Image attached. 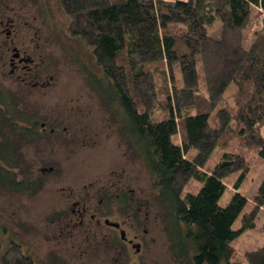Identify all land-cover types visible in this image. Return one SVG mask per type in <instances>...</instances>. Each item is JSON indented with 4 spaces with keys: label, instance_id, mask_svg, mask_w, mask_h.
Segmentation results:
<instances>
[{
    "label": "trees",
    "instance_id": "trees-1",
    "mask_svg": "<svg viewBox=\"0 0 264 264\" xmlns=\"http://www.w3.org/2000/svg\"><path fill=\"white\" fill-rule=\"evenodd\" d=\"M56 1L67 33L106 80L96 91L123 115L120 132L151 176L174 262L264 264V242L242 255L234 248L264 209V177L247 213L238 191L251 159L264 164V0ZM231 85L233 108H218ZM0 100L1 120L11 107ZM9 148L0 144V186L33 194L34 182L7 172ZM1 264L34 261L11 243Z\"/></svg>",
    "mask_w": 264,
    "mask_h": 264
},
{
    "label": "rangeland",
    "instance_id": "rangeland-1",
    "mask_svg": "<svg viewBox=\"0 0 264 264\" xmlns=\"http://www.w3.org/2000/svg\"><path fill=\"white\" fill-rule=\"evenodd\" d=\"M4 5L8 7L7 15L15 19V29L31 32L30 53L35 57L40 54L43 62L44 73L39 81L52 79L44 88L17 85L7 77V64L1 68L10 53H4L6 48L0 49V91L16 95L26 105L25 109L36 111L39 120L56 125L57 133L51 139L37 140L22 151L29 174L41 183L40 190L28 194L7 191L0 186V264L11 242L20 245L34 264H176L162 211L152 190L151 176L120 132L123 115L114 108L108 109L96 91V85L106 80L91 53L79 39L67 33L68 20L57 1L0 0V7ZM33 32L37 37H32ZM232 92L231 85L218 108H233ZM210 123L216 125L213 118ZM63 129L65 137L60 135ZM49 167L53 171L41 176L40 169ZM237 176L234 174L225 180L220 206L228 203ZM263 177V162L251 159L249 173L238 190L247 199L242 214L249 212ZM121 189L125 191L123 196ZM194 192L195 186L184 190V193ZM69 196L87 200L93 212L99 201L117 202L121 210L118 213L114 210L110 219L126 222L129 235H138L139 253L135 255L117 243H106L107 230L103 226L88 236L82 230L67 229L60 233L56 221L70 219L66 200ZM132 196L139 200L140 210L132 208V204L127 209ZM101 211L102 208L97 209ZM241 215L233 228L239 226ZM263 242L264 209L259 212L254 228L244 232L234 242V248L242 255Z\"/></svg>",
    "mask_w": 264,
    "mask_h": 264
},
{
    "label": "flooded vegetation",
    "instance_id": "flooded-vegetation-1",
    "mask_svg": "<svg viewBox=\"0 0 264 264\" xmlns=\"http://www.w3.org/2000/svg\"><path fill=\"white\" fill-rule=\"evenodd\" d=\"M6 8H8L7 5L0 7V27L4 28L0 30V38L2 39L0 49L4 50L6 48L4 53H10V57L1 63V68L4 69L7 64L9 68L7 77L12 78L17 85L23 88H44L50 84L52 78L50 77L48 82L45 81L41 83L39 81L44 73L43 62L40 54L35 57L30 53L31 32L27 30L23 32L17 31L15 29V19L7 15L8 12ZM32 37H37V33L33 32ZM36 48H39V43L36 45ZM0 99H3L6 105L11 107V110L4 114L2 116L3 118L0 120V144L5 142L10 146L8 156L11 166L8 168L7 172L9 171V174L14 177V182L28 183V185L34 182L33 188H35L36 192L41 189V183L38 181L39 179L37 180L36 177H32V174H29L30 171L28 170L26 159L22 151L29 145L34 144L37 140L51 139L52 136L57 133V127L49 121L39 120L36 111L25 109L26 105H22L20 98L16 95L2 94L0 95ZM2 103H0V111L4 112V105ZM60 135L65 137V129L61 131ZM52 171L53 168L49 167L47 169L42 168L39 172L41 176H45ZM120 191L123 196L125 191L122 189ZM118 196L119 195H116V197ZM122 198L124 199V197ZM66 200L69 203L71 215L68 220L59 219L56 221V228L59 229L60 233L67 229L72 232L82 230L85 232V235L88 236L93 233V230H101L103 226V229L107 230V233L104 234V241L106 243H117L127 250L134 251L136 253L135 255L139 253L141 250V243L138 241V235H129L124 225L126 222L119 219L115 221L110 219V215L114 210H116L115 212L121 210L117 202L110 201L107 203L106 201H99L96 212H93L90 203L85 199L78 200L69 196ZM128 201L129 206L127 209H129V207L131 208L132 204L134 206L132 208L140 210L139 200L132 196ZM98 208H102L103 211L97 212ZM125 208L126 206H124V210ZM109 223L118 224V227L111 226ZM135 229H137V227H135ZM122 231L124 232L125 239L120 237ZM136 248L138 249L136 250Z\"/></svg>",
    "mask_w": 264,
    "mask_h": 264
},
{
    "label": "water",
    "instance_id": "water-1",
    "mask_svg": "<svg viewBox=\"0 0 264 264\" xmlns=\"http://www.w3.org/2000/svg\"><path fill=\"white\" fill-rule=\"evenodd\" d=\"M106 223H108V222H106ZM111 226H114V227H118V224H114V223H109ZM120 237L122 238V239H125V236H124V232L122 231L121 233H120ZM138 248H136V250H137Z\"/></svg>",
    "mask_w": 264,
    "mask_h": 264
}]
</instances>
